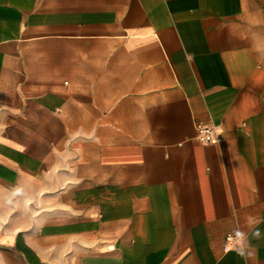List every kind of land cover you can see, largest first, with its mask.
<instances>
[{
  "label": "crops",
  "instance_id": "1",
  "mask_svg": "<svg viewBox=\"0 0 264 264\" xmlns=\"http://www.w3.org/2000/svg\"><path fill=\"white\" fill-rule=\"evenodd\" d=\"M0 264H264V0H0Z\"/></svg>",
  "mask_w": 264,
  "mask_h": 264
},
{
  "label": "built area",
  "instance_id": "2",
  "mask_svg": "<svg viewBox=\"0 0 264 264\" xmlns=\"http://www.w3.org/2000/svg\"><path fill=\"white\" fill-rule=\"evenodd\" d=\"M221 132L216 125L202 124L197 128L196 138L204 144H217L220 141Z\"/></svg>",
  "mask_w": 264,
  "mask_h": 264
}]
</instances>
